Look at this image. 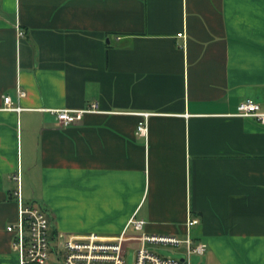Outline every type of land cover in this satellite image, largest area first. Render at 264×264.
Listing matches in <instances>:
<instances>
[{
    "label": "crops",
    "instance_id": "obj_1",
    "mask_svg": "<svg viewBox=\"0 0 264 264\" xmlns=\"http://www.w3.org/2000/svg\"><path fill=\"white\" fill-rule=\"evenodd\" d=\"M18 88L23 111L3 110ZM246 98L264 105V0H0V264H20L18 172L54 235L143 220L206 244L190 264H264V124L235 115ZM93 101L68 127L46 111Z\"/></svg>",
    "mask_w": 264,
    "mask_h": 264
},
{
    "label": "built area",
    "instance_id": "obj_2",
    "mask_svg": "<svg viewBox=\"0 0 264 264\" xmlns=\"http://www.w3.org/2000/svg\"><path fill=\"white\" fill-rule=\"evenodd\" d=\"M22 36L23 33L19 32ZM27 95L26 91L18 88L16 103L11 96H4L5 111L20 113L23 107L20 102ZM55 114L62 127H68L83 121L86 114L99 113V103L93 101L82 109H47ZM237 117L253 118L264 124V105L251 98L240 102ZM144 118L138 124V133L146 136L148 113L140 114ZM19 184L15 193L18 199V221L9 225L7 231L14 234L13 250L20 257V264H126L128 246L136 245L135 264H190L191 256L205 253L207 245L195 243L191 235L184 238L175 236H159L144 231L145 221H128L122 233L117 236H106L97 233L84 235H69L51 233V224L46 213L34 205H25L21 197L20 174L13 176ZM199 223L198 218H191L188 226ZM183 248L184 258L172 260L162 258L151 252L149 246ZM52 256H55L53 259Z\"/></svg>",
    "mask_w": 264,
    "mask_h": 264
},
{
    "label": "rangeland",
    "instance_id": "obj_3",
    "mask_svg": "<svg viewBox=\"0 0 264 264\" xmlns=\"http://www.w3.org/2000/svg\"><path fill=\"white\" fill-rule=\"evenodd\" d=\"M36 207H38L39 209H41V207H39V206H36ZM52 229L53 228L51 226V233L53 232ZM148 249L151 252H153L154 254H157V255H159L162 258H167V259H172V260H180L181 259V253L178 252L177 250H175L174 248L169 247V246L168 247H163V246L156 245V246H152V247L149 246ZM127 250H128V254L125 257L126 264H135V259H136V245H129L128 248H127ZM52 258L54 259L55 256H52ZM54 264H57V263L55 262Z\"/></svg>",
    "mask_w": 264,
    "mask_h": 264
}]
</instances>
